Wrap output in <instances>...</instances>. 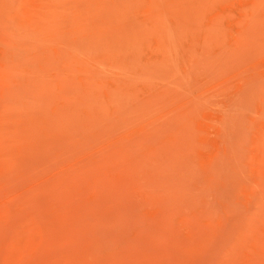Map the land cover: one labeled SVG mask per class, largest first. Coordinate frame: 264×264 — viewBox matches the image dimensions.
Here are the masks:
<instances>
[{"label":"rangeland","instance_id":"1","mask_svg":"<svg viewBox=\"0 0 264 264\" xmlns=\"http://www.w3.org/2000/svg\"><path fill=\"white\" fill-rule=\"evenodd\" d=\"M0 264H264V0H0Z\"/></svg>","mask_w":264,"mask_h":264}]
</instances>
